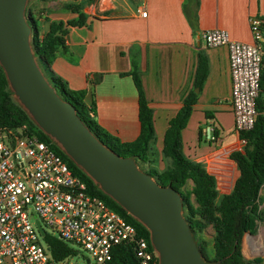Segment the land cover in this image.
<instances>
[{"label":"crops","instance_id":"crops-1","mask_svg":"<svg viewBox=\"0 0 264 264\" xmlns=\"http://www.w3.org/2000/svg\"><path fill=\"white\" fill-rule=\"evenodd\" d=\"M33 3L40 10L41 32L48 22L66 23L78 17L64 8L62 0ZM79 13L84 23L67 28L66 52L56 55L53 75L69 89L85 91V104L94 102L96 108L92 120L127 142L139 134L138 94L130 76L135 67L153 114L156 164L163 162L168 122L192 90L198 55L205 57L207 75L201 90H194L196 101L181 136L185 158L218 185L216 175L231 166L228 161H235L230 156L239 138L230 105L227 49L207 47L201 35L219 28L231 40L252 43L249 19L257 18L262 22L264 52V0H93L80 3ZM205 124L216 129L215 143L198 139Z\"/></svg>","mask_w":264,"mask_h":264},{"label":"trees","instance_id":"trees-1","mask_svg":"<svg viewBox=\"0 0 264 264\" xmlns=\"http://www.w3.org/2000/svg\"><path fill=\"white\" fill-rule=\"evenodd\" d=\"M64 8L78 14L76 20L63 22H48L44 32H41L39 14L25 9L24 15L32 29L31 49L33 56L44 70V76L54 87L56 93L74 108L77 116L89 131L103 142L116 155L131 159L135 166L149 175L162 188L175 190L181 198V216L192 235L199 256L209 264H257L247 261L241 252V241L245 233L254 235L257 232V222L261 220V192L264 189V60L260 75V91L256 98V116L253 127L249 131L239 132L238 138L245 140L243 153L236 155L238 176L232 190L224 202L223 221L217 223L214 217L216 207L213 199L216 197L215 179L209 176L198 165L189 162L183 154L182 131L185 129L191 115L197 94L201 90L207 75L206 59L199 54L193 78L192 90L186 94L182 106L168 122L162 141L161 156L164 163L162 170L155 165L157 158L153 151L154 128L153 114L143 95L138 73L133 68L130 76L138 94L139 134L132 141H121L98 125L91 117H95L94 102L85 104V91L71 90L59 78H56L51 65L59 52H66L64 36L70 26H81L84 16L79 13V4L93 0H62ZM6 77L0 67V128L18 130L24 127L23 134L36 136L39 140L50 144L51 148L67 164L69 169L86 185L88 193L97 196L111 210L119 214L135 229L136 236L147 240L150 246L149 230L118 202L104 193L81 168H79L46 133H44L12 98ZM206 119L210 117L205 113ZM214 135L218 133L214 129ZM200 140V131L198 134ZM145 166V167H144ZM192 182L191 191L184 190L187 183ZM194 196V203L190 196ZM207 214V216L204 214ZM215 224L220 229L221 239L213 245L210 253L207 245L201 240L200 233L206 225ZM47 249L56 261L72 255L68 245L56 237L46 234L43 238ZM151 247V246H150ZM110 264H138L134 253V244L124 243L116 247L112 253Z\"/></svg>","mask_w":264,"mask_h":264},{"label":"built area","instance_id":"built-area-1","mask_svg":"<svg viewBox=\"0 0 264 264\" xmlns=\"http://www.w3.org/2000/svg\"><path fill=\"white\" fill-rule=\"evenodd\" d=\"M140 14L146 16L145 11ZM249 27L252 43L231 40L219 28L201 35L207 47L227 49L237 134L253 127L263 67L262 22L252 17ZM214 129L203 125L201 138L215 143ZM23 130L0 128V264H62L67 258L56 261L46 244L40 245L38 237L45 236L40 235L36 219L50 235L82 246L90 254L86 264H110L114 249L128 242L134 244L138 264H159L151 243L150 247L132 225L88 193L50 144ZM239 144L244 148L246 141L239 139ZM30 208L38 218L32 219Z\"/></svg>","mask_w":264,"mask_h":264},{"label":"water","instance_id":"water-1","mask_svg":"<svg viewBox=\"0 0 264 264\" xmlns=\"http://www.w3.org/2000/svg\"><path fill=\"white\" fill-rule=\"evenodd\" d=\"M26 1L0 0V67L10 89L32 112L35 124L104 193L149 230L159 264H209L199 256L181 216L179 194L159 187L131 159L111 151L44 77L31 49L32 29L24 15ZM35 225L45 236L37 219Z\"/></svg>","mask_w":264,"mask_h":264},{"label":"rangeland","instance_id":"rangeland-1","mask_svg":"<svg viewBox=\"0 0 264 264\" xmlns=\"http://www.w3.org/2000/svg\"><path fill=\"white\" fill-rule=\"evenodd\" d=\"M33 2L34 0H27L25 9L27 11H32L35 14H40L39 12L40 10L38 11V9H35L33 7L34 5ZM37 64L39 65L41 72L44 75L45 69L41 68L38 61H37ZM12 98L26 111V113L31 118H33L32 112L29 110L28 107H26V105H24V103H22L17 98L14 92H13ZM228 136L230 135L227 134V137ZM202 145H204V142H202ZM242 153H243V148L241 147L240 144H237L235 150L231 151L232 156L230 157L235 158L236 155H239ZM228 163L231 164V166L224 167L227 170L219 171L220 174L216 175V177L218 178V182H217L218 185H215L216 197L213 199V204L216 207V210L214 212V217L218 219L217 223H221L223 221L224 202L226 201L227 196L230 194L232 187H233V183L238 176L236 160L228 161ZM158 165H159V169H162L164 167L163 162H158V164H156L155 166L157 167ZM191 189H192V184L189 181L187 185L185 186L184 190L191 191ZM190 200L194 203L195 206H197V204L194 202L193 195L190 196ZM261 201H262L261 209H262L263 215H262L261 220L257 222V232L254 235H248V233H245L241 241V252H242L243 257L247 261L256 262L257 264H264V189L261 192ZM30 211L32 213V219L38 218L36 214L32 211V208H30ZM204 214L207 216L205 211H204ZM218 229L220 228L216 226L215 224L208 223L206 227L203 229V231L200 233V238L207 245V249L209 250L210 253L213 252V245L221 239V235L218 232ZM45 231L48 234L50 233L48 229H45ZM38 241L42 247H45V242L43 238L38 237ZM67 245L72 250V255L64 259L62 264H86V259H90V254L85 249H83L82 246L74 242H68Z\"/></svg>","mask_w":264,"mask_h":264}]
</instances>
